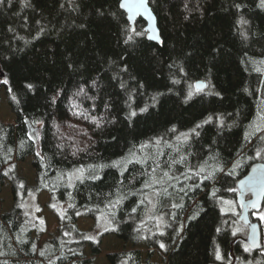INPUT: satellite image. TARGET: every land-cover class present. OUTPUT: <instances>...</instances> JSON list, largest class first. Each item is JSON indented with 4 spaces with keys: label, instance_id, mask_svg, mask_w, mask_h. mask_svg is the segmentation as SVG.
<instances>
[{
    "label": "trees",
    "instance_id": "1",
    "mask_svg": "<svg viewBox=\"0 0 264 264\" xmlns=\"http://www.w3.org/2000/svg\"><path fill=\"white\" fill-rule=\"evenodd\" d=\"M149 4L161 44L141 18L132 30L120 0H0V83L15 116L0 122L13 201L0 206V264H95L108 234L148 251L108 253L110 264H264L220 206L264 161L261 0ZM28 157L33 185L17 171ZM44 191L47 207H66L42 240L24 200ZM103 214L111 226L96 238L77 226Z\"/></svg>",
    "mask_w": 264,
    "mask_h": 264
},
{
    "label": "rangeland",
    "instance_id": "2",
    "mask_svg": "<svg viewBox=\"0 0 264 264\" xmlns=\"http://www.w3.org/2000/svg\"><path fill=\"white\" fill-rule=\"evenodd\" d=\"M0 122L4 124L15 123V116L8 105L5 89L2 85L0 87ZM30 135L36 142L37 149L40 150V125L31 126ZM33 160L34 159L32 157H28L25 161L17 163L18 174L26 179L28 185H33L35 182L36 175L32 167ZM49 201L50 195L46 191L37 195L30 194L24 200L26 213L33 220H37L40 223V226L45 230L42 240L48 238L51 234L56 233L59 225L58 215L62 214L66 207L64 204H54V208L52 210L46 206ZM12 204L11 186L8 181H5L0 187L1 213L7 212L11 208ZM220 206L222 213H230L236 216L237 221L235 225V232L245 239L247 236V227L238 221L240 206L238 205L236 199H222L220 201ZM149 212L151 213V208ZM253 217L260 223L262 228V247L260 252L264 256V203L260 211L253 213ZM77 226L81 230L88 232L90 238H96L110 228L111 222L108 217L103 214L97 220L80 217L77 220ZM159 230H161L160 227ZM134 249H139L141 251L142 260L144 261L148 252L146 247H134L130 243H124L119 240L113 234L104 235L101 239V253L95 257V264H110L106 258L108 253L130 251ZM85 252L87 256L90 255V249L88 247ZM164 258L165 257L160 252L155 250L151 257V261L162 263ZM121 264H127V261H123Z\"/></svg>",
    "mask_w": 264,
    "mask_h": 264
},
{
    "label": "water",
    "instance_id": "3",
    "mask_svg": "<svg viewBox=\"0 0 264 264\" xmlns=\"http://www.w3.org/2000/svg\"><path fill=\"white\" fill-rule=\"evenodd\" d=\"M120 6L125 11L132 30L135 29L136 21L141 18L146 24L148 40L157 44L162 43L157 17L149 0H120ZM206 86L207 82L202 79L197 80L194 84L198 91L204 90ZM236 186L238 190L236 201L241 208L238 221L247 227L246 243L251 250L258 252L262 247V228L258 221L251 219L250 211L260 210L264 203V162L252 163L247 173L237 181ZM208 264L219 263L210 262Z\"/></svg>",
    "mask_w": 264,
    "mask_h": 264
},
{
    "label": "flooded vegetation",
    "instance_id": "4",
    "mask_svg": "<svg viewBox=\"0 0 264 264\" xmlns=\"http://www.w3.org/2000/svg\"><path fill=\"white\" fill-rule=\"evenodd\" d=\"M240 211H241V208H240ZM258 211H260V210H258ZM258 211H250V217H251V219H252L253 221H257V220L253 217V213L258 212Z\"/></svg>",
    "mask_w": 264,
    "mask_h": 264
},
{
    "label": "snow or ice",
    "instance_id": "5",
    "mask_svg": "<svg viewBox=\"0 0 264 264\" xmlns=\"http://www.w3.org/2000/svg\"><path fill=\"white\" fill-rule=\"evenodd\" d=\"M123 6V5H122ZM261 6L264 7V0H261ZM167 175V174H165ZM135 210V209H134ZM163 246V245H162ZM247 250V249H246ZM219 258V257H218Z\"/></svg>",
    "mask_w": 264,
    "mask_h": 264
}]
</instances>
